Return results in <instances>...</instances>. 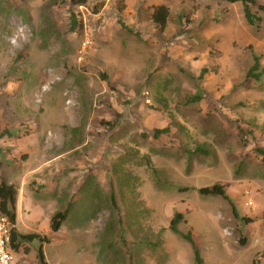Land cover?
I'll use <instances>...</instances> for the list:
<instances>
[{
	"label": "rangeland",
	"instance_id": "rangeland-1",
	"mask_svg": "<svg viewBox=\"0 0 264 264\" xmlns=\"http://www.w3.org/2000/svg\"><path fill=\"white\" fill-rule=\"evenodd\" d=\"M261 8L254 27L226 0H0V180L52 160L23 187L43 219L19 220L49 264H264Z\"/></svg>",
	"mask_w": 264,
	"mask_h": 264
},
{
	"label": "trees",
	"instance_id": "trees-1",
	"mask_svg": "<svg viewBox=\"0 0 264 264\" xmlns=\"http://www.w3.org/2000/svg\"><path fill=\"white\" fill-rule=\"evenodd\" d=\"M226 1L229 3L242 4L245 20L249 25L256 27V23L257 22L259 23V21L261 20V18L257 16V14L252 12V6L256 4V0H226ZM72 2L74 4H77L78 6H84L87 0H72ZM168 17H169V9L164 4L158 5L151 14L152 21L158 24L161 29L165 28L168 21ZM73 25L74 27L77 28L79 27V23L76 24V22H73ZM262 76H263V72L260 71V64L258 62V58L256 57L253 66L247 72V78L248 79L253 78L257 81H260ZM197 100H199V98L196 99L194 98L192 101H197ZM168 131H169L168 128L157 129L155 131V134H163V133H167ZM199 191L202 194L219 195L228 199L225 186L220 184L213 185L212 187H204L201 188ZM17 192H18L17 186L8 185L6 182L0 181V210L3 214L9 217L12 224L15 223V218H16L15 203H16ZM65 217H66L65 213H57L52 217L51 227L54 231H58L61 228ZM181 218H182L181 214H178L177 217L173 220L172 228L174 230L176 229V225ZM244 220H246L248 223L252 221V219L250 218H244ZM15 237L16 234L12 229L11 244L13 248H15V244H14ZM21 237L23 239H28V240H32L34 238L35 239L41 238L39 235L36 234L21 236ZM38 255H39L40 264H47L42 249L39 250Z\"/></svg>",
	"mask_w": 264,
	"mask_h": 264
},
{
	"label": "crops",
	"instance_id": "crops-1",
	"mask_svg": "<svg viewBox=\"0 0 264 264\" xmlns=\"http://www.w3.org/2000/svg\"><path fill=\"white\" fill-rule=\"evenodd\" d=\"M4 156H6L7 158L10 157L7 149H6V153L4 154ZM53 159H55V158H53ZM51 161L52 160H47V159H45V161H42V159H39L36 162L35 166H33L30 169H26L25 174L22 175V178L18 182L13 181V179H10L7 177H6V179L2 180L4 182H6L8 185H15L18 188V192H17V196H16V203H15L16 218H15V223L13 224V230L16 234L15 241H14L15 248L12 247L14 250L15 259H16V253H18L19 250H20V252L23 250V252L25 254H28L27 252L30 251V247H28L26 245L28 242H34L38 239V241H40V243H41L39 246L38 252L40 249H42L43 254H44V244H45L44 242L50 241V238H48L45 234L42 235L41 233H22L21 229L19 228V220H20V223H22L23 227H25L23 222L21 221V217L24 216L25 212L28 214V216L33 221H37V219H36L37 217L43 219V216L40 213L38 205H35V207H33L32 209L31 208L25 209V202L26 201H25V191H24L23 187L25 185V180H26L27 174L28 175L37 174L43 166H45L46 164H49V162H51ZM52 217L48 219L49 228H47L48 226L45 228V231H48V233L49 232H58L59 230L62 229V226H63L62 225L58 231H54L51 227ZM33 234L39 235L41 238H37V239L34 238L32 240H28V239H23L21 237V236H27V235H33ZM44 257H45V254H44ZM38 261H39L38 264H40L39 255H38ZM45 261L47 264H49V262L46 260V257H45ZM16 262H17V264H24L23 260H16Z\"/></svg>",
	"mask_w": 264,
	"mask_h": 264
},
{
	"label": "built area",
	"instance_id": "built-area-1",
	"mask_svg": "<svg viewBox=\"0 0 264 264\" xmlns=\"http://www.w3.org/2000/svg\"><path fill=\"white\" fill-rule=\"evenodd\" d=\"M12 229L9 217L0 210V264H17L11 244Z\"/></svg>",
	"mask_w": 264,
	"mask_h": 264
}]
</instances>
